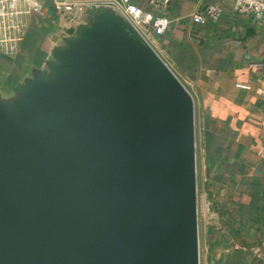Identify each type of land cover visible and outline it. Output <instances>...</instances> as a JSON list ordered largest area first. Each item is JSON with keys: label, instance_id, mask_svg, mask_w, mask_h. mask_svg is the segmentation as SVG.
Instances as JSON below:
<instances>
[{"label": "water", "instance_id": "95a60500", "mask_svg": "<svg viewBox=\"0 0 264 264\" xmlns=\"http://www.w3.org/2000/svg\"><path fill=\"white\" fill-rule=\"evenodd\" d=\"M61 56L0 108V264H200L188 89L104 13Z\"/></svg>", "mask_w": 264, "mask_h": 264}, {"label": "crops", "instance_id": "0c3cea01", "mask_svg": "<svg viewBox=\"0 0 264 264\" xmlns=\"http://www.w3.org/2000/svg\"><path fill=\"white\" fill-rule=\"evenodd\" d=\"M134 1L146 8L144 1ZM209 5L223 9L220 20L195 24L192 16ZM102 13L118 29L128 23L111 5L73 23L49 2L46 18L24 17L21 52L16 57L0 53V108L29 103L38 86L63 66L59 57L69 42ZM166 16L168 32L148 45L194 99L206 214L214 222L205 228L202 264H264V69L251 67L263 61L262 25L237 13L229 0H173Z\"/></svg>", "mask_w": 264, "mask_h": 264}, {"label": "built area", "instance_id": "2783aa9c", "mask_svg": "<svg viewBox=\"0 0 264 264\" xmlns=\"http://www.w3.org/2000/svg\"><path fill=\"white\" fill-rule=\"evenodd\" d=\"M146 8L134 0H0V53L16 57L22 50L24 42L25 20L27 15L46 18L48 2L52 4L59 16L69 19L70 23L80 21L84 15L105 5L119 8L127 22L130 23L147 42L154 37L164 36L171 25L166 12L173 0H142ZM237 13L250 15L261 23L264 34V0H229ZM150 10H148L147 9ZM150 12V13H149ZM223 14L218 5H209L198 10L193 16L195 24L204 25L217 22ZM150 16V21H147ZM141 31H140V27ZM252 68L264 69L263 61L253 64ZM250 89L249 86H239Z\"/></svg>", "mask_w": 264, "mask_h": 264}, {"label": "rangeland", "instance_id": "374dc122", "mask_svg": "<svg viewBox=\"0 0 264 264\" xmlns=\"http://www.w3.org/2000/svg\"><path fill=\"white\" fill-rule=\"evenodd\" d=\"M55 11V10H54ZM56 12V11H55ZM197 152V151H196ZM197 195H198V210H199V246H200V264L203 263L204 258V232L206 226L214 224L211 221L210 215L208 212V202H206L205 190L203 187V177H202V144L198 145V154H197ZM207 215V216H205ZM220 228V227H217Z\"/></svg>", "mask_w": 264, "mask_h": 264}]
</instances>
